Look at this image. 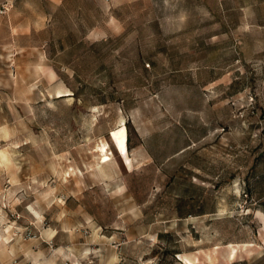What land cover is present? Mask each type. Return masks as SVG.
<instances>
[{"label": "rangeland", "instance_id": "374dc122", "mask_svg": "<svg viewBox=\"0 0 264 264\" xmlns=\"http://www.w3.org/2000/svg\"><path fill=\"white\" fill-rule=\"evenodd\" d=\"M0 264H264V0H0Z\"/></svg>", "mask_w": 264, "mask_h": 264}, {"label": "trees", "instance_id": "16d2710c", "mask_svg": "<svg viewBox=\"0 0 264 264\" xmlns=\"http://www.w3.org/2000/svg\"><path fill=\"white\" fill-rule=\"evenodd\" d=\"M126 142H127V146H128V149H129L130 146L128 144L129 143V138L128 137H127V141Z\"/></svg>", "mask_w": 264, "mask_h": 264}]
</instances>
